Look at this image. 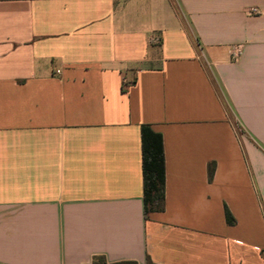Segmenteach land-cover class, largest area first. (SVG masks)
I'll list each match as a JSON object with an SVG mask.
<instances>
[{
	"label": "crops",
	"instance_id": "1",
	"mask_svg": "<svg viewBox=\"0 0 264 264\" xmlns=\"http://www.w3.org/2000/svg\"><path fill=\"white\" fill-rule=\"evenodd\" d=\"M97 259L264 264V0H0V264Z\"/></svg>",
	"mask_w": 264,
	"mask_h": 264
},
{
	"label": "trees",
	"instance_id": "2",
	"mask_svg": "<svg viewBox=\"0 0 264 264\" xmlns=\"http://www.w3.org/2000/svg\"><path fill=\"white\" fill-rule=\"evenodd\" d=\"M237 132L240 134L241 130L237 128ZM141 140L144 217L147 220L150 213L164 210L165 161L161 134L154 132L149 126H142ZM214 170L215 164L210 163L208 166L209 181L213 179ZM225 219L228 225L235 224V219L228 209H225ZM96 264H105V262L97 259Z\"/></svg>",
	"mask_w": 264,
	"mask_h": 264
},
{
	"label": "built area",
	"instance_id": "3",
	"mask_svg": "<svg viewBox=\"0 0 264 264\" xmlns=\"http://www.w3.org/2000/svg\"><path fill=\"white\" fill-rule=\"evenodd\" d=\"M249 13L251 15H258L259 11L256 8H251L249 9ZM153 42L155 44H158L160 42V39L158 37H155L153 38ZM242 51L243 47L241 45L233 46L229 51V59L232 62H236L240 58Z\"/></svg>",
	"mask_w": 264,
	"mask_h": 264
},
{
	"label": "rangeland",
	"instance_id": "4",
	"mask_svg": "<svg viewBox=\"0 0 264 264\" xmlns=\"http://www.w3.org/2000/svg\"><path fill=\"white\" fill-rule=\"evenodd\" d=\"M240 130V129H239Z\"/></svg>",
	"mask_w": 264,
	"mask_h": 264
}]
</instances>
